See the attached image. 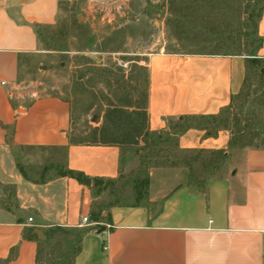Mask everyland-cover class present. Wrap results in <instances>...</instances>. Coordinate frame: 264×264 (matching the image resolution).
I'll use <instances>...</instances> for the list:
<instances>
[{"label":"crops","instance_id":"obj_1","mask_svg":"<svg viewBox=\"0 0 264 264\" xmlns=\"http://www.w3.org/2000/svg\"><path fill=\"white\" fill-rule=\"evenodd\" d=\"M98 1L0 0V264H37L38 240L56 226L90 228L72 264H264V136L259 145L244 140L223 116L250 71L258 70L264 90V7L254 63L235 52L137 53L147 78V131L214 157L208 172L194 176L187 166L149 167L138 200L113 205L96 221L95 180L117 179L122 143L74 139L71 102L17 79L45 52L40 32L56 23L62 3H75L94 24ZM39 154L50 158L35 167ZM63 163L85 180L59 175Z\"/></svg>","mask_w":264,"mask_h":264},{"label":"rangeland","instance_id":"obj_2","mask_svg":"<svg viewBox=\"0 0 264 264\" xmlns=\"http://www.w3.org/2000/svg\"><path fill=\"white\" fill-rule=\"evenodd\" d=\"M263 3L264 0H131L124 22L119 18L107 23L95 15L94 24L75 3H62L56 23L40 32L45 52L40 60H31L21 67L17 82L39 95L52 94L69 100L74 139L121 140L123 128L116 126L121 123L120 117L110 113L108 122L107 113L111 107L142 99L144 70L136 64L142 58L137 53H244L255 43L249 42L252 37L247 33L252 31V21ZM101 115L105 122L96 125L95 119ZM223 116L226 124L242 131L244 140L262 143L264 90L258 70L248 73L241 94L223 111ZM143 140L124 139V167L113 184L96 197L97 205L115 199L134 202L133 192L127 188L133 187L135 178L144 179L149 167L164 163V157L174 148L172 143L154 137ZM39 155L40 163L35 167L50 158ZM212 157L203 152L198 160ZM203 171L209 170L202 168ZM65 251L62 243L52 239L41 245L37 264L67 263L72 250Z\"/></svg>","mask_w":264,"mask_h":264},{"label":"trees","instance_id":"obj_3","mask_svg":"<svg viewBox=\"0 0 264 264\" xmlns=\"http://www.w3.org/2000/svg\"><path fill=\"white\" fill-rule=\"evenodd\" d=\"M253 3L259 2L260 0H252ZM264 7V3L259 6L257 9L256 17L252 21L253 22V29L247 35L251 36L252 38L250 39L249 42L255 41V43L250 47L244 54L247 56L246 59L249 63H254V59L256 56V51L261 45V37L257 34V21L260 17L261 10ZM252 16V15H251ZM248 37V36H247ZM146 75V73H145ZM144 90L142 93V99L139 101H131L130 103L123 104L119 107L112 108L111 111L107 113L108 114L112 113V115L116 114L118 117H120L121 123H116V126L120 129L123 128L120 137L121 140L114 139L113 142H124V139L132 137L134 140H136L137 137L142 136L144 139L146 137H154L158 141L164 142V139L159 137L158 135L154 136L153 134H150L147 129H146V120H147V114H146V97H147V92H146V84H147V78L146 76L144 77ZM127 108H131V110H128ZM110 117V115H109ZM216 119V118H215ZM209 120V119H208ZM214 118L211 119V123H213ZM126 123V124H125ZM125 125V126H123ZM125 127V129H124ZM128 130V131H125ZM132 131V132H131ZM173 144V142H170ZM174 145L173 150L171 153H167L165 158L164 163L161 164H155V166H187L189 168V175L194 176L199 174L202 168H205L208 164L212 163V159L210 160H198V157L200 153L203 152H208L213 156V151L210 150H204V149H179ZM168 151V150H167ZM57 168L60 167V170L58 171L59 175H73L75 178H77L78 181L83 182L85 180V176L79 173H74L72 171H69L66 167V164L63 163L59 167L56 165ZM147 176L148 172L145 175L144 179L140 178H135L134 179V184L133 187L127 188L128 191L133 192L132 197H134V202L135 200H138V196L141 194L137 192L138 187L144 188L147 183ZM114 181H108L103 185V181L101 180H95V195L98 196L101 192L104 190L108 189L111 184H113ZM98 186H102V190L99 191L97 189ZM134 189V191H133ZM136 191V192H135ZM96 200V199H95ZM95 200H93L92 207H91V216L92 219L96 221H100V219H107L109 216L108 209L109 207L117 204H131L133 202L131 201H122V200H113L110 201L108 204L100 206L95 203ZM138 202V201H137ZM103 211H106V215L103 216ZM89 227H61V226H56L49 228L45 234H46V239L44 241H39V244L42 245L46 242H49L52 239L58 240L59 243H62L63 246H65L66 251L65 253H68L69 250H72V255L71 258H73L76 254V252L79 251V241L81 237L89 231ZM34 239L36 237L33 235L31 236ZM64 253V252H63ZM63 253L61 255H63ZM39 258V257H38ZM70 260L66 263L61 261L59 264H72V261ZM40 259V258H39Z\"/></svg>","mask_w":264,"mask_h":264},{"label":"built area","instance_id":"obj_4","mask_svg":"<svg viewBox=\"0 0 264 264\" xmlns=\"http://www.w3.org/2000/svg\"><path fill=\"white\" fill-rule=\"evenodd\" d=\"M131 0H100L94 6V15L104 22L112 23L116 22L119 18L126 20V12L129 9V3ZM29 221L32 220L31 217L28 218ZM89 219L87 216H83L81 223H88Z\"/></svg>","mask_w":264,"mask_h":264},{"label":"water","instance_id":"obj_5","mask_svg":"<svg viewBox=\"0 0 264 264\" xmlns=\"http://www.w3.org/2000/svg\"><path fill=\"white\" fill-rule=\"evenodd\" d=\"M36 233H37V235H38L39 238H42L43 237V234L39 230Z\"/></svg>","mask_w":264,"mask_h":264}]
</instances>
